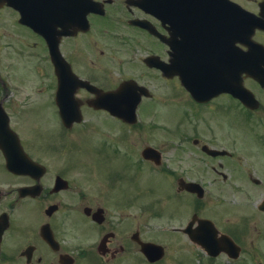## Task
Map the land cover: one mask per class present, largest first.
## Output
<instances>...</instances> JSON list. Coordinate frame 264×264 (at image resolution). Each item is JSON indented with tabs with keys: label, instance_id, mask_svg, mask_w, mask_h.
<instances>
[{
	"label": "flooded vegetation",
	"instance_id": "flooded-vegetation-1",
	"mask_svg": "<svg viewBox=\"0 0 264 264\" xmlns=\"http://www.w3.org/2000/svg\"><path fill=\"white\" fill-rule=\"evenodd\" d=\"M228 1L251 34L183 0H0V264H149L161 234L264 264V0Z\"/></svg>",
	"mask_w": 264,
	"mask_h": 264
},
{
	"label": "rangeland",
	"instance_id": "rangeland-1",
	"mask_svg": "<svg viewBox=\"0 0 264 264\" xmlns=\"http://www.w3.org/2000/svg\"><path fill=\"white\" fill-rule=\"evenodd\" d=\"M167 238H165L164 235L157 236V242L161 244H164L165 242L169 243V248H167V256L161 261L160 264H169L170 262H189V263L193 262L194 263V259H192V256H193L192 254L194 250H196L194 246H192L191 244H187V243L180 244L179 239L169 240ZM171 238H175V237H171ZM126 264H127V259H126ZM133 264H136V263H133Z\"/></svg>",
	"mask_w": 264,
	"mask_h": 264
},
{
	"label": "water",
	"instance_id": "water-1",
	"mask_svg": "<svg viewBox=\"0 0 264 264\" xmlns=\"http://www.w3.org/2000/svg\"><path fill=\"white\" fill-rule=\"evenodd\" d=\"M55 12V11H54ZM81 14H83V11H79ZM184 79V83L185 84H190L191 83V77H184L183 78ZM201 237L202 236H200V234H198L197 232H196V234H192V236H191V238L194 240V241H196V242H199L200 240H201ZM205 237H207L206 235H205ZM201 242V241H200ZM204 244L206 245V246H208L209 247V244H208V240L207 239H205L204 238Z\"/></svg>",
	"mask_w": 264,
	"mask_h": 264
}]
</instances>
